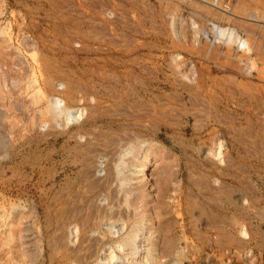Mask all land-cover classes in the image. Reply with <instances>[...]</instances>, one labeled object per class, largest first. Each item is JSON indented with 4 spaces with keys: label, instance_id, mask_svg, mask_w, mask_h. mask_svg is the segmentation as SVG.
<instances>
[{
    "label": "rangeland",
    "instance_id": "rangeland-1",
    "mask_svg": "<svg viewBox=\"0 0 264 264\" xmlns=\"http://www.w3.org/2000/svg\"><path fill=\"white\" fill-rule=\"evenodd\" d=\"M252 231L264 0H0V264H264Z\"/></svg>",
    "mask_w": 264,
    "mask_h": 264
},
{
    "label": "crops",
    "instance_id": "crops-1",
    "mask_svg": "<svg viewBox=\"0 0 264 264\" xmlns=\"http://www.w3.org/2000/svg\"><path fill=\"white\" fill-rule=\"evenodd\" d=\"M235 225H237V226H236L235 230L233 231V234H231L229 237L226 236L228 238V243H229L227 248H230V250H231V249H233V247H236V246L241 247L244 245H245L244 246L245 248L249 247L248 245H250L252 243V241L251 242L247 241L246 239H244V235H242V233L246 232L247 236L250 237L247 230L245 229V226L241 223H235ZM255 232L256 231L251 232L252 233V239H254L253 241H255V237L258 236L256 238V243H259V245H261L262 237L264 236V233L262 234L258 231L256 233ZM222 237L224 238L225 236H222ZM261 255H262V253H260V255H258L259 264L263 261L260 259V258H262ZM228 264H243V262L240 259H235L232 257L228 260Z\"/></svg>",
    "mask_w": 264,
    "mask_h": 264
},
{
    "label": "bare ground",
    "instance_id": "bare-ground-1",
    "mask_svg": "<svg viewBox=\"0 0 264 264\" xmlns=\"http://www.w3.org/2000/svg\"><path fill=\"white\" fill-rule=\"evenodd\" d=\"M215 28H217V30H220L219 32H221L223 35L222 36H227L226 38L228 39V42L229 43H235V42H238V44H240V45H242V46H245L246 44H245V42H243L242 40H240L238 37H237V35H236V33H235V31L234 30H224V29H219L218 27H215ZM240 37V36H239ZM239 39V40H238ZM144 164H146V165H148V164H150V162H149V160H147V158H145V163ZM145 165V166H146ZM146 168H144L143 169V171L141 170V171H139L140 173L141 172H144V170H145ZM137 172V171H136ZM120 175V174H119ZM122 178H123V176H122ZM161 179V178H160ZM154 183V182H153ZM139 216V215H138ZM139 222V221H138ZM138 234V233H137ZM135 235V234H134ZM130 236V235H129ZM129 236H127V237H129ZM163 237V236H162ZM133 235H131L128 239H127V242L128 243H133ZM124 241H125V239H124ZM134 242H135V240H134ZM130 245V244H129ZM168 248V247H167Z\"/></svg>",
    "mask_w": 264,
    "mask_h": 264
}]
</instances>
